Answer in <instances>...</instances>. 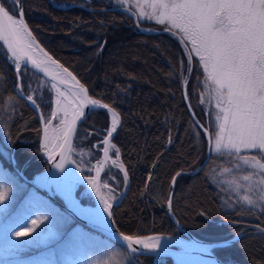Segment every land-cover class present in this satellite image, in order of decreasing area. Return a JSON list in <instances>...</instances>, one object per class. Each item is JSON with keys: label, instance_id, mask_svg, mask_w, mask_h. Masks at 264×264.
Wrapping results in <instances>:
<instances>
[{"label": "trees", "instance_id": "16d2710c", "mask_svg": "<svg viewBox=\"0 0 264 264\" xmlns=\"http://www.w3.org/2000/svg\"><path fill=\"white\" fill-rule=\"evenodd\" d=\"M14 7H22L25 22L38 42L74 73L89 95L119 114L120 126L112 141L128 173L126 194L113 209L120 232L139 236L176 234L165 206L177 173L172 209L194 236L221 241L251 230L249 225L264 228V211L237 203L218 182L219 168L232 165L231 157L227 160L212 153L208 163L192 174L205 159L206 139L191 117L184 86L195 118L212 134L214 122L201 105L206 79L198 61L193 56L189 61L184 47L171 34L139 30L157 31L166 25L138 17L135 20L116 9L122 7L116 0H17ZM186 47L190 49L188 44ZM23 71L22 89L28 94L29 71ZM15 83L13 66L0 46V188L9 190L0 223L10 226L5 219L18 207L23 208L20 211L24 210L29 222L37 217L47 219L29 237L15 236L18 223L5 229L0 234V264L7 258L21 259L38 252L40 247L25 242H36L46 230L47 221L51 224L58 216L72 221V227L55 245L66 246L73 226L79 225L85 236L111 243L112 248L106 252H99V246L89 248L101 254L99 264L128 256L120 246L75 222L59 204L24 180L23 175L29 178L47 166L39 151L38 117L16 95ZM41 95L35 99L47 117L51 92ZM107 126V113L92 111L79 125L75 142L92 150ZM214 166L217 168L211 170ZM115 176L124 180L122 175ZM25 201L34 202V208L24 207ZM213 252L224 264H264V235L246 236L215 247ZM141 259L143 263L152 261L150 257ZM160 264L173 263L164 259Z\"/></svg>", "mask_w": 264, "mask_h": 264}, {"label": "snow or ice", "instance_id": "6c2138e0", "mask_svg": "<svg viewBox=\"0 0 264 264\" xmlns=\"http://www.w3.org/2000/svg\"><path fill=\"white\" fill-rule=\"evenodd\" d=\"M136 2L141 17L155 19L157 23L165 24L169 31H178L186 46L191 45L188 59L192 60V53L198 57L206 82L211 84L209 91L217 110L215 121L218 122L216 124L218 131L213 135L203 125L200 127L209 135V142H214L217 153L234 154L237 160L252 169L241 178L249 182L247 192H251L254 186L257 187V200L264 204V0H136ZM16 3L17 0H11L9 5V0H0V41L7 46L8 53H11L18 76L21 75V62L24 61L25 71L27 65L31 64L53 81L51 89L56 93V108L46 119L43 147L50 159L59 155L60 161L55 167L64 171L65 165L73 162L70 155L73 151L72 137L77 129V121L85 116L86 107L103 108L111 114V126L106 130V137L102 142L104 159L98 161L95 166L96 176L87 178L88 183L100 197L104 211L111 216L112 205L109 200L114 197L101 193L99 178L104 164L110 159L109 149H115L116 159L112 160V164L124 171L125 181L128 179L124 165L118 162L119 149L111 142L120 124L119 114L108 104L89 96L88 90L67 68L53 60L42 48H38L23 19L22 7L13 11L12 6ZM145 8H150L151 11L147 12ZM37 49L39 56L36 54ZM69 80L73 82L72 86L76 91H72L71 88L62 90L59 87L68 86ZM27 100L38 106L33 96H27ZM61 114L63 115L59 119V125L52 127V120ZM253 152L255 154H241ZM239 166L236 165L237 168ZM230 171V168L223 169V173ZM70 174L71 170L67 175ZM254 177L257 179L254 180ZM225 183L235 185L236 190L245 187L236 180ZM102 186L109 188L107 184ZM8 195V189L0 188V205L8 200ZM240 199L248 205L257 206V200L251 195L245 194ZM45 219L47 217L32 219L31 226L25 223L22 230L14 233L15 236L29 237ZM257 228L264 234V228L260 226ZM121 238L133 254L138 252L137 246L155 250L160 245L158 236L145 237L121 233ZM106 264H120V261H108Z\"/></svg>", "mask_w": 264, "mask_h": 264}, {"label": "rangeland", "instance_id": "374dc122", "mask_svg": "<svg viewBox=\"0 0 264 264\" xmlns=\"http://www.w3.org/2000/svg\"><path fill=\"white\" fill-rule=\"evenodd\" d=\"M116 1H118L119 4H121L124 9H128L131 12H133L136 15V17H138L139 19L150 21L149 19H146L140 16L139 9L137 8L136 0H126V2H122V0H116ZM9 5H11V0H9ZM12 7H13V11H15L16 8L14 7V5ZM145 11L150 12L151 9L145 8ZM127 12L131 14V12L129 11ZM151 21L156 22L155 19H151ZM188 45L190 48L191 45L190 44ZM184 50L188 57L189 56L188 51L186 49ZM192 56L198 61V64L201 67L203 76L205 78V74L203 72L202 66L199 63L198 57H196L194 53H192ZM31 75H29L28 73V76H30V78H31ZM32 78H33L32 81L31 80L28 81V86H27V88L30 91L31 96L35 97V96L41 95V93L43 92L44 93L48 91L51 92V98L49 99L51 101V108H50V113H51L55 107L54 106L55 104L54 103L55 102L54 101L55 99L54 91L51 89L50 84L46 82L44 79L37 78V77L35 78L34 75ZM210 87H211L210 82H206V88H205L204 95L201 100V105L205 109V111L208 113V115L211 113L209 117L213 119L212 121L214 122L213 124V130H214L213 135H214V133L218 131L216 127V124L218 122L215 121V115H216L217 110L215 108V101L211 98V95H210V91H209ZM60 118H62V115H60V117L56 119H53L52 127H57L59 125ZM109 125H110V121L108 117V126L104 130L103 138L101 139V142L97 143L96 146L92 148V150L80 145V143L75 142V145L73 146L74 148H73V153H72V159L75 162L74 169L78 172V174L82 178H88V177L93 176V164L96 161H98V158H100L101 149L103 147L102 142L106 136V130L109 129ZM111 153L113 157H116L115 149H112ZM212 153L218 156L223 155L225 156L224 158H226L227 160H228V157L232 158L233 162L232 161L231 162L233 164L230 166H221L219 168L218 173L216 174L218 182L224 185V188L225 190H227V193L231 197L235 198L237 203L243 206L252 207L253 209H259V210L264 211V204H261L257 200V197H258L257 187L254 186L251 192H247L246 188L249 182L243 181L241 178L243 175L248 174V172L252 171V169L248 168L246 165H243L239 160L235 158L234 154L229 155L227 152L217 153L214 149V142L212 143ZM241 154L242 155H252L255 153L253 152V153H241ZM118 162L121 163L120 156H119ZM237 164L240 165L238 168L236 167ZM216 168L217 167L214 166L211 168V170H215ZM224 168H230L231 171L227 173H223ZM116 173L119 174V176L122 175L124 177L123 175L124 171L121 170L120 168H111L110 171L107 170L106 172H104L102 176V180H101L102 184L103 185L107 184L109 186V188L103 187L102 192L106 195H110L111 197H114L113 199H110L109 201L118 200L119 195L127 187V183L125 179L123 181L121 179H118V177L115 176ZM253 179L255 180L257 179V177H254ZM231 180H236L238 183L245 185V187H242L239 190H236L235 185L230 184V183H225V181H231ZM109 189H111V192H109ZM245 194L251 195L254 200H257V206L248 205L246 202L242 201L240 197ZM76 196L80 199V201L83 204H86V205L94 204V199H93V196L90 190L84 185H81V184L78 185L76 189ZM4 206L5 204L0 205V210ZM28 206L34 208L35 206L34 202L25 201L24 207H28ZM21 209L23 208L21 207L16 208V210H14L8 216V218L5 219L6 224L10 225L8 227H11L18 223L19 226L17 227V229L18 231H20L22 230V226L25 223H27L28 226H31V222H29L24 217V210L23 212H21L20 211ZM50 221L51 220L47 221L46 230L41 235L38 236V238L36 239V242H33L32 240H29V239H27V241L25 242V244H28L32 247H40L38 252H35V254L26 256L21 259L7 258L4 261V264H8L10 262H13V264H99L100 263L99 255L101 256L99 252L100 251L106 252L109 250L107 248H112V245L109 242L96 239L98 237L90 238L88 236H85L84 230L79 225L73 226L71 233H70V237L68 238V240L70 239V241L68 243V240H67L68 244L66 246L62 247L59 245H55L60 240L61 236L67 231L68 227L70 226L72 227V221H68L64 217H60V216L56 217V219L53 220L51 224H49ZM8 227L5 226L3 223H0V234L3 233L5 229H9ZM97 246H99L98 248H100L98 249L99 252L91 251L89 249L90 247H97ZM45 247L47 248L44 249ZM118 261H120V264H130L131 260L129 259L128 256L123 254L120 260Z\"/></svg>", "mask_w": 264, "mask_h": 264}, {"label": "water", "instance_id": "95a60500", "mask_svg": "<svg viewBox=\"0 0 264 264\" xmlns=\"http://www.w3.org/2000/svg\"><path fill=\"white\" fill-rule=\"evenodd\" d=\"M56 6L60 7L58 5H56ZM76 6H78V5H76ZM62 8H65V7H62ZM109 10H112V8H110ZM127 11H130V10L127 9ZM131 13L133 14V17L136 19V15L133 12H131ZM23 19H24V16H23ZM24 21H25V19H24ZM28 29H29V27H28ZM139 30L141 32H143V33H155V32L170 33L174 37H176L178 39V41L184 46L182 38L174 31H169L167 29L153 31V30H147V29H144V28H141V27H139ZM32 36L34 37L35 44L38 46V48H42L44 50V52H46L49 56L52 57L53 60L57 61L64 68H67L61 62H59L57 59H55L38 42V40L35 38L33 33H32ZM0 46L3 49V51L6 53L8 62L11 63L12 66H13V70H14V73H15V76H16V79H17L16 86H14V91L17 94L18 97L23 99L27 103V105L35 111V113H36V115L38 117L40 129H41V137H40L39 149H40V154H41V156H42L47 168L45 170H42V171L38 172V173H35L30 178H28V177L23 175V178H24V180L26 182H28L30 185H32L36 189H38L40 191H43L45 193V195L49 199L57 202L62 207V209L69 216H71L76 222L86 226L87 228H89L90 230H92L94 232H97V233L101 234L102 236H104L107 239L111 240L113 243H115V244L119 245L120 247H122L128 253V255L131 258L132 262L135 263V264H138L136 262L135 258L136 257H140V256L152 257L154 264H156V261L159 258H169V259H171L173 261L174 264H177V261H179V260L185 261V262H193V263H197V264H201V263L202 264H224L214 254L213 248L230 245V244H232V243H234V242L238 241L239 239L244 238L246 236L261 234L258 231V228L254 227V229L252 231L245 232V233H238V234L234 235L233 237H231L229 239H225V240H221V241H206V240H203V239H200V238L194 236L191 232H189L179 222V220L177 219V217L174 214L173 209H172V197H173L174 187H175V185H174L175 183H173V179L175 178V180H176V178L179 176V175L176 174L171 180V190H170L168 199L166 201V206H165V211H166L168 217L170 218L171 222L173 223V225L176 228V235L150 234V235H146L145 237H155V236L167 237V238H171V239H176L177 242L174 243V244L166 245V246H159L155 250H146V249H143V248H140L139 246H137L138 247V252L133 254L127 248L126 243L122 240V238H121V233L122 232H120L118 230V228L116 227L115 222L113 220V209L123 200V197L126 194V190L127 189L123 193L120 194L118 200L109 201V203L112 205V207L110 209V211L112 213L111 216H109L108 213L104 211V208L101 207L98 204V202L96 201V199H95V197L93 195L92 196H93V199H94V204L86 205V204H82L81 201H79V200L74 201L73 199H71L69 196H66L61 191L60 186H59V174L61 172H63V171H61L60 169L55 167V164L59 163L60 157H59V155H55L52 159H50L49 158V154L47 152H45L44 149H43V145H44V131H43V129H44V125H45V122H46L45 118H44L39 106H34L30 101L27 100V96H29V95H26V94L23 93V91L21 89L20 77L17 75V72L15 70V62L11 58V53H8L7 46L3 45L2 41H0ZM37 55L38 56L40 55L39 51H38ZM24 64H25V62L22 61L21 62V65H22L21 69L24 68ZM27 70H29V71L33 72L34 74L38 75L39 77L43 78L50 85L53 83V81L51 80L50 77H46L42 72H40L39 69L33 68L31 66V64L27 65ZM68 71L71 72L73 76H75L72 71H70L69 69H68ZM76 79L79 81V79L77 77H76ZM72 83L73 82L69 80L68 86L59 85V87H61L64 90H67V88H71V90H76V88L72 86ZM80 84H82V83L80 82ZM88 95H89V93H88ZM183 96H184L185 102L187 103V106H188V109L190 111V114H191V117H192L193 121L204 132V129L200 127V125H202V124L195 118L194 113H193L192 109L190 108V105H189V102H188V97H187V94H186V87L185 86L183 87ZM96 110H104V111H106L108 116H109V121L111 120V114L106 109L99 108V107L88 106V107L85 108V116L82 117L79 121H77V129H78V126L86 119V117L89 115V113L91 111H96ZM52 123H53V120H52ZM119 126H120V124L118 125V127ZM109 128H110V125H109ZM77 129H76L75 134L72 137V142H71L72 143V148L74 146V140H75V137H76ZM114 135H115V133L113 134V136ZM204 136H205V139H206V155H205V159L203 160V162L201 163V165L198 168H196L195 170L192 171V174L198 173L207 164V162L210 159L211 143L209 142V135L204 132ZM112 138H111V142H112ZM103 147H104V145H103ZM99 160L100 161L103 160V148L101 149V155H100ZM102 172H103V169L100 172L99 183L101 182ZM149 181H150V178H148V180H147V184H146V188L147 189H148V186H149ZM169 200H171V204L170 205H169ZM99 216H103L104 217V219L106 221V226H102V225H100V224H98L97 222L94 221V219H98ZM261 235H264V234H261Z\"/></svg>", "mask_w": 264, "mask_h": 264}, {"label": "bare ground", "instance_id": "6f19581e", "mask_svg": "<svg viewBox=\"0 0 264 264\" xmlns=\"http://www.w3.org/2000/svg\"><path fill=\"white\" fill-rule=\"evenodd\" d=\"M37 53H38V50H37ZM62 90H64V89H62ZM53 91H54V96L56 99L55 90H53ZM72 91H76V90H72ZM55 99H54V101H55ZM54 106H55L54 107V110H55L56 105L54 104ZM61 115H63V114H61ZM70 117H71V115H69V119H70ZM110 126H111V120H110ZM43 149H44V147H43ZM44 151H45V149H44ZM111 152H112V149H109L110 159L104 164L102 173L106 172L107 170L110 171L111 168H119V167L112 164V160H115L116 157H113ZM72 153H73V151L70 153L71 157H72ZM103 159H104V153H103ZM72 161H73V159H72ZM98 161H100V160L98 159ZM98 161H96L93 164V176L92 177L96 176L95 166L97 165ZM74 166H75L74 161L71 163H67L65 165L64 171L59 174V186H60L61 191L66 196H69L71 199H73L74 201H76V200L80 201V199L76 196V189H77L79 184H82L90 190L91 194L95 197L98 204L104 208V205L101 203L100 197L96 194V190L92 187V185H90L88 183L87 178H82L78 174V172L74 169ZM69 170H71V174L67 175V173H69ZM99 184L101 185L100 191H101V193H103L102 192V188H103L102 185L103 184H102V182H100ZM94 221L97 222L98 224L102 225V226H106V221H105L103 216H99L98 219H94ZM155 237H157V236H155ZM176 242H177L176 239H171V238H167V237H160V245L159 246H166L169 244H174ZM177 264H197V263L185 262V261L179 260V261H177Z\"/></svg>", "mask_w": 264, "mask_h": 264}]
</instances>
